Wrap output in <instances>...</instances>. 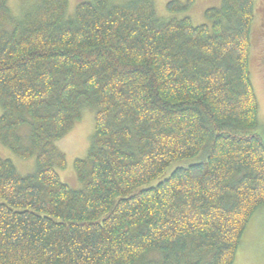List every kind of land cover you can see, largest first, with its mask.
Masks as SVG:
<instances>
[{
  "label": "trees",
  "instance_id": "trees-1",
  "mask_svg": "<svg viewBox=\"0 0 264 264\" xmlns=\"http://www.w3.org/2000/svg\"><path fill=\"white\" fill-rule=\"evenodd\" d=\"M22 1L16 17L0 0V143L37 169L0 157V264H234L264 206L260 0H222L200 26L160 19L151 0H92L73 16L69 0ZM86 108L95 131L76 191L57 142Z\"/></svg>",
  "mask_w": 264,
  "mask_h": 264
},
{
  "label": "rangeland",
  "instance_id": "rangeland-1",
  "mask_svg": "<svg viewBox=\"0 0 264 264\" xmlns=\"http://www.w3.org/2000/svg\"><path fill=\"white\" fill-rule=\"evenodd\" d=\"M92 0H69L68 15L73 16L77 6L83 2ZM131 0H114L115 4L122 5ZM154 3L157 15L160 19L170 20L173 18L181 19L188 16L194 26L209 24L205 13L210 8L220 7L222 0H194L191 8L185 13H171L168 11L167 5L174 0H151ZM186 3L188 0H177ZM29 2L22 0H9V7L14 16L20 17ZM264 29V0L259 1V10L256 15V23L253 36L252 48V83L255 88L256 96L259 103V127L257 133L264 137V42L262 39V31ZM2 109L0 107V116ZM95 111L86 108L83 110V116L80 122H77L62 140L57 142V147L62 152L67 161L66 169L59 170L58 173L63 183L70 186L73 190L79 191L83 188L79 182L74 162L77 159H84L87 156L91 146L92 138L95 131L94 122ZM29 128L23 127L21 135L24 142L27 143ZM0 157L11 160L16 166L18 172L23 175H31L36 172V159L22 160L15 156L8 148L0 143ZM198 159L184 161L180 165H190L197 162ZM179 164V163H178ZM177 163L172 165L166 172L169 176L174 169L179 166ZM145 263L161 264V257L158 254H151L145 258ZM234 264H264V206L260 207L245 228L241 245L238 249Z\"/></svg>",
  "mask_w": 264,
  "mask_h": 264
},
{
  "label": "bare ground",
  "instance_id": "bare-ground-1",
  "mask_svg": "<svg viewBox=\"0 0 264 264\" xmlns=\"http://www.w3.org/2000/svg\"><path fill=\"white\" fill-rule=\"evenodd\" d=\"M256 132V131H255Z\"/></svg>",
  "mask_w": 264,
  "mask_h": 264
}]
</instances>
